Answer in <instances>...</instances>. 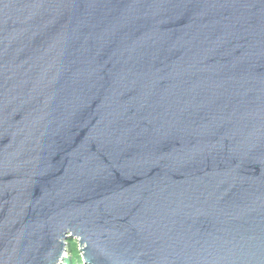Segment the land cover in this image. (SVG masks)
<instances>
[{"label":"water","instance_id":"1","mask_svg":"<svg viewBox=\"0 0 264 264\" xmlns=\"http://www.w3.org/2000/svg\"><path fill=\"white\" fill-rule=\"evenodd\" d=\"M264 264V0H0V264Z\"/></svg>","mask_w":264,"mask_h":264},{"label":"trees","instance_id":"2","mask_svg":"<svg viewBox=\"0 0 264 264\" xmlns=\"http://www.w3.org/2000/svg\"><path fill=\"white\" fill-rule=\"evenodd\" d=\"M69 247L71 254L64 259L62 264H87L83 260L82 253L79 251V242L75 240H69Z\"/></svg>","mask_w":264,"mask_h":264},{"label":"rangeland","instance_id":"3","mask_svg":"<svg viewBox=\"0 0 264 264\" xmlns=\"http://www.w3.org/2000/svg\"><path fill=\"white\" fill-rule=\"evenodd\" d=\"M66 249L67 250H66V253H65V258L68 257V256H70V254H71L70 247H69V240H67ZM79 251L82 253L81 249H79Z\"/></svg>","mask_w":264,"mask_h":264}]
</instances>
